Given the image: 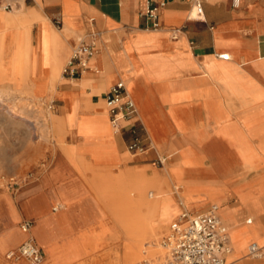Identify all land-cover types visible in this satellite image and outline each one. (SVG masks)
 Listing matches in <instances>:
<instances>
[{
    "label": "crops",
    "instance_id": "0c3cea01",
    "mask_svg": "<svg viewBox=\"0 0 264 264\" xmlns=\"http://www.w3.org/2000/svg\"><path fill=\"white\" fill-rule=\"evenodd\" d=\"M160 1L165 6L153 28L145 12ZM201 8L199 16L195 0H18L12 11L0 13V32L10 31L15 50L5 83L16 87V48L26 35V77L42 84V105L61 122L60 137L50 141V172L38 185L50 184L53 194L31 203L37 218L31 236L42 264H52L45 248L53 244L52 232L84 234L92 223L106 224L100 235L113 246L130 241L116 208L128 192L137 194L127 184L140 177L150 181L152 198L169 191L159 208L175 219L170 227L184 212L200 215L216 206L231 247L225 264H264V0H244L237 8L231 0H203ZM7 17L12 24L3 21ZM81 41L93 43L96 53L79 77L66 79L62 69ZM119 81L135 103L139 134L151 144L144 154L127 149L132 123L121 124L125 140L109 131L104 96ZM102 113L108 130L94 134ZM42 157L20 160L16 173ZM149 160L160 169L151 170ZM64 177H73V193L65 190ZM49 203L56 205L53 214L45 213ZM16 212L18 221L22 212ZM14 236L23 242L21 231ZM89 243H71L67 257L89 256ZM251 244L262 257L249 255Z\"/></svg>",
    "mask_w": 264,
    "mask_h": 264
},
{
    "label": "rangeland",
    "instance_id": "374dc122",
    "mask_svg": "<svg viewBox=\"0 0 264 264\" xmlns=\"http://www.w3.org/2000/svg\"><path fill=\"white\" fill-rule=\"evenodd\" d=\"M23 89L25 94L23 95L25 96L24 98L27 97L31 98V100L24 101L25 103L23 102V104L27 106V109L29 110L32 116L34 114L35 117L39 115L42 116V113L45 112L46 110L52 112L51 109H49L48 107L44 108L42 105L41 99L43 97L44 91L37 92L33 90V86H31V84L29 83H27V87L25 84ZM13 122L14 123H12V121H7L6 123L2 124V122L0 121V126H1L0 127V264H31L28 260L22 257L15 256L8 258V255L12 251H16L19 245L21 244V240L19 238L16 239L14 236L16 233H20L21 231V233L24 235V240L28 236L27 234L22 232L21 224L24 221H30L32 223V228H35L37 224V218L34 216L35 215L34 205H32L31 203L34 201V199L37 196L40 195L51 196L53 194V188L50 184L44 189H38V185L41 175L43 176L46 175V173L48 174L50 172L52 159L49 157V152H50L49 149L53 146V144L49 141L51 140L57 141L58 138L51 135L48 137L47 142H42L38 138L37 134L33 131L32 127L31 128L25 127V125L23 123H20L19 121H13ZM60 125L58 127L59 130H61ZM114 133H118V134L121 133L125 140L123 131L114 132ZM24 134H25V142L23 144L22 142L24 140ZM22 146L23 148H25L26 151H23L21 149ZM42 153H43V157L40 158V160H37L32 164H28V169L24 174L19 175L18 173H16L17 169L19 168L18 162L20 160L24 158H27L28 160L31 158L33 159L34 156L38 157ZM152 161L153 160H149L146 162L150 165V169L151 170L160 169L159 165L155 164V166H152L151 165ZM136 164L140 165L143 163H136ZM72 181H73V177H64L62 179V183L65 186V190H67V192L70 193H73L74 190V188H72L73 186L71 185ZM172 192H174L173 188H172ZM9 201L15 208V217L17 219L18 216L16 211L20 210L22 212L21 218L18 221H16L17 219H14L16 222H14L11 216ZM25 206H27V208ZM54 208H56V205H54V203H49L45 213L46 214L55 213ZM195 214H189V215L193 216ZM106 221H107V227L108 228L111 227L110 220L108 219ZM173 221H175V219L168 224L167 232L164 234H159L158 236H156L157 238L154 237V239L150 244V248H145L146 250H142L140 252L141 258L138 261L132 262L130 264H137L141 261H147V260L149 261L150 264H157L161 262L166 253V248L165 250L164 248H162V243L166 241V237L170 229V224ZM84 226H86V224ZM91 226H92L91 232H87V233L85 232L84 234H76L77 232H71L68 235L60 236L57 234V231L56 233L52 232L54 234L51 235L53 244L48 245L45 248L47 252L49 250L48 248L50 247L55 248L56 250L57 248L60 249L57 258H55L54 260L56 261V264H61V262L64 261L65 258H68L67 255L69 254L68 251L70 249L71 243L82 244L84 240L90 242L88 244L89 247L88 254L91 258L103 254V251L106 248L111 247L105 253L116 250L118 257L120 259L119 263L125 264L123 260V256L120 255L119 253L122 251L121 249L124 250L125 244L127 243H124V241L120 239L119 243L117 241V244L113 246L115 241L111 242L109 240L110 238L109 236H107L108 239H104L103 238L104 236L100 235V232L104 230L103 228H105L106 224L104 226L103 224L97 225L92 223ZM118 233H119L118 235L120 236L121 233L119 231ZM97 234H99L100 238L95 237V235ZM230 255H228V257H230ZM85 257L87 259L89 258L87 256H84V258ZM110 257L112 258L115 256L112 255ZM47 259L49 260V255ZM79 260L82 263L83 257H78L76 262L78 261L79 263ZM74 261L71 260L70 263L73 264Z\"/></svg>",
    "mask_w": 264,
    "mask_h": 264
},
{
    "label": "built area",
    "instance_id": "2783aa9c",
    "mask_svg": "<svg viewBox=\"0 0 264 264\" xmlns=\"http://www.w3.org/2000/svg\"><path fill=\"white\" fill-rule=\"evenodd\" d=\"M18 0H0V11L10 12L15 8ZM195 0L196 11L199 16L202 14L201 2ZM244 0H231L234 8ZM165 3L160 1L147 6L145 15L153 22V28H158V14L163 9ZM192 18V17H191ZM57 24L59 22L57 21ZM96 53L93 43L81 41L76 45L70 54L69 59L62 69V76L66 79H76L87 69L89 59ZM220 58L227 57L221 55ZM109 124L114 132L121 131L122 123H132L129 127L132 139L128 144V151L134 154H144L150 150V142L142 137L135 123L137 110L134 101L127 93L126 85L123 81L113 85L104 96ZM158 163L162 161L158 159ZM32 223L24 221L21 230L28 236L19 245L16 251L9 253L8 258L22 257L31 264H42L44 256L35 245L31 236ZM170 234L163 243L166 253L163 260L157 264H225L226 255L231 251L228 235L221 225L217 214V207L212 206L206 213L190 216L184 213L180 220L170 227ZM251 257H261L263 255L256 244L249 247ZM140 264H150L143 261Z\"/></svg>",
    "mask_w": 264,
    "mask_h": 264
},
{
    "label": "bare ground",
    "instance_id": "6f19581e",
    "mask_svg": "<svg viewBox=\"0 0 264 264\" xmlns=\"http://www.w3.org/2000/svg\"><path fill=\"white\" fill-rule=\"evenodd\" d=\"M3 21L4 22L6 21L8 25L12 24L11 23L12 20H10L8 17L5 18ZM9 32L10 31L0 32L1 35L0 37V121L2 122V124L6 123L7 121H12V123H14L13 121H19L20 123H23L25 127H30V128L32 127L33 131L37 134L38 138L42 142H47L48 137L51 135H53L56 138H59L61 135V130L58 129L59 125L61 124L60 120L56 119V117H54L52 113H50L48 110L43 112L42 116L39 115L35 117L34 113H33L34 115L32 116L29 110L27 109V106L23 104L24 101L31 100V98L29 97L24 98L25 96H23L25 95L23 89L25 84L26 87H27V83L31 84V86H33V90L37 92L44 91V87L42 86V84L36 81H30L26 77L28 73V62H29L28 49L30 45L29 37L26 35L20 36L19 43L16 48V57L19 59V64L17 69V73L19 76L15 81L16 87L11 88L8 86V84L5 83L6 81L9 80L8 75L11 70L10 59L13 57L12 55L15 52V50L11 48L12 43L10 42ZM86 109H88V106H86ZM100 116H101L100 121L94 120L96 125V128L94 129V134H101L102 132L108 130L105 127L106 113H102ZM96 118L93 117V119ZM111 129L112 128H110L109 131ZM82 132L84 131L81 130V133ZM64 153L65 155L70 157V159L72 158L73 154L71 150L65 148ZM77 162L80 163L77 164H79V167L82 168V166L84 165L83 160L80 159ZM121 175H119V177L117 175V178H119L118 181L120 186H123L125 188L126 184L124 181L120 179V176L124 178L126 176L124 174ZM127 185H129V188L132 191L133 190L137 191V194L133 195L130 192H128L123 197V199H121L118 202L119 205L116 208V212L118 214L117 219L121 226V229L130 238V241H128L127 244H125L124 254H123L124 263L130 264L132 262L138 261L141 258L140 252L142 250H146L145 248H150V244L154 239V237L158 236L159 234H164L167 232L168 224L171 220V217L167 213H163V212L160 213V208H159L160 198L169 191H161V193H159L156 197L152 198L149 188L150 181L142 177L137 179L134 178L132 182ZM106 197L109 199V194H107ZM134 206H138L139 208L134 209L133 208ZM10 209H11L12 218L16 219L15 209L12 207H10ZM159 216H164L165 218L164 223L161 224L157 223V219ZM170 232L171 231L169 229L168 235L170 234ZM17 234L19 235V233ZM162 248H164L165 250L163 243H162ZM48 249L49 250L47 253L49 255V260H51L52 264H56V261L54 260L55 258H57V255L54 254L55 252L53 250H51L50 248ZM80 253H76V255L72 256V258L71 257L65 258L64 261L61 262V264H72L70 263L71 260L72 261L75 260L73 264H118L120 260L117 252L113 253L115 254L114 255L115 257L112 258L110 257L112 255L109 254L108 252L106 254H102L92 258L90 256H87L89 257L88 259L86 257L84 258V256ZM228 255H230V253ZM228 255H226V257H228ZM78 257H83L82 263L80 260L79 263L78 261L76 262ZM147 262L149 261L147 260Z\"/></svg>",
    "mask_w": 264,
    "mask_h": 264
}]
</instances>
